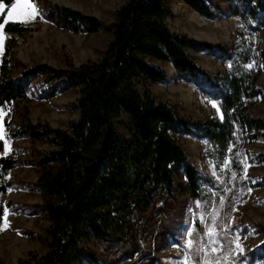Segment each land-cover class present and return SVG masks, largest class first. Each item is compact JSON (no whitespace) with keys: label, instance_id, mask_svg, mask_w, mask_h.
I'll return each instance as SVG.
<instances>
[{"label":"trees","instance_id":"1","mask_svg":"<svg viewBox=\"0 0 264 264\" xmlns=\"http://www.w3.org/2000/svg\"><path fill=\"white\" fill-rule=\"evenodd\" d=\"M32 1L40 4L43 19L54 27L76 35L104 31L110 40L96 61L80 66L68 62L65 69L26 68L15 60L14 49L17 38L32 29L11 23L3 28L7 39L0 62V116L11 107L19 112L21 122L8 138L27 140L30 148L25 151L28 159L0 155V223L12 208L7 194L13 183L8 177L22 167L37 172L32 187L42 202L32 210L48 222L42 240L47 252L17 264H119L122 257L131 264H155L148 240L137 244L131 237L135 226L142 231V215L153 208L167 217L179 197L202 202L208 190L216 189L212 179L200 177L172 136L195 133L215 160L227 159L236 175L234 186L245 190L243 147L258 139L264 143V121L250 114L264 102V90L258 86L264 73V0H234L230 16L243 26L245 36L232 48L173 33L167 24L172 17L169 0H125L109 25L48 0ZM179 1L205 19L217 11L211 0ZM188 51H205L228 68L222 75H211ZM151 61L170 64L179 80L217 104L221 118L191 122L157 101L150 87L167 77ZM68 91L77 94L69 108L78 117L66 129L29 122L30 99L49 100ZM122 116L127 118L128 138L114 127ZM258 160L264 164V156ZM257 187L264 188V178ZM94 245L111 252L104 263Z\"/></svg>","mask_w":264,"mask_h":264},{"label":"rangeland","instance_id":"2","mask_svg":"<svg viewBox=\"0 0 264 264\" xmlns=\"http://www.w3.org/2000/svg\"><path fill=\"white\" fill-rule=\"evenodd\" d=\"M48 1L93 16L102 25L111 24L115 19V12L125 3V0ZM211 1L217 11H214L213 18L205 19L179 0H169L168 7L172 17L167 21L168 27L173 33L185 34L199 42L232 48L241 36H245L243 26L230 16L234 0ZM2 2L5 10L0 13V17L7 18V10L16 0H11L9 4L5 0ZM32 3L41 12L40 4L35 1ZM0 20V29L9 23L32 29L25 37L17 38L14 49L15 60L26 68L47 65L53 69H65L68 62L80 66L88 61H96L104 53L110 40L109 34L104 31L94 35H76L56 28L43 19L42 12L34 19L23 22L22 17L16 20ZM260 39V49L264 51V31L261 32ZM188 54L211 75H222L228 68L226 63L216 60L205 51H188ZM151 64L167 77L166 82L150 87V92L157 101L168 104L178 116L191 122L221 118L217 104L202 97L194 86L179 80L170 64L155 61H151ZM36 84L41 87L40 80ZM258 86L264 90V73ZM76 98L75 91H68L49 100L30 99L26 104L27 119L32 124L42 122L52 128L66 129L67 124L78 117L77 111L69 108ZM250 114L264 121V102L251 108ZM18 116L19 112L12 107L1 112L0 129L3 130L4 138L0 139V155L28 159L25 151L30 148V142L8 138L9 131H14L21 122ZM5 122L9 123V127L4 126ZM127 125V118L124 116L114 123L116 131L124 138L129 137ZM172 138L183 147L189 163L197 169L200 177L212 179L216 189L208 190V197L202 202L179 197L173 213L167 217L149 208L142 215L145 222L142 231L135 226L131 233L132 240L137 244L144 238L148 240L155 264H185L186 261L187 264H193L194 260L204 264L205 247L209 249L207 260L210 264L217 261L230 264H264V188L257 187L264 178V164L258 160L260 156H264V143L258 139L243 147L245 156L242 181L246 184L245 190H242L234 186L236 175L230 172L227 159L223 162L215 160L206 142L198 139L195 133L193 136L177 135ZM6 145L8 151H5ZM8 178L13 183L7 194L12 208L7 211L6 219L3 218L0 223V264H17L29 255L41 257L47 252L42 240L45 238L48 222L32 210L33 205L42 202L41 194L32 187L38 178L36 170L22 167L13 171ZM208 227L219 230L220 238L225 241L222 251H210ZM188 229L192 230L194 243L191 247L188 242ZM235 242L242 247L236 249ZM216 246L221 247L219 244ZM93 249L103 263L102 259L111 254L103 245H94ZM131 261L128 257H122L119 264H131Z\"/></svg>","mask_w":264,"mask_h":264},{"label":"snow or ice","instance_id":"3","mask_svg":"<svg viewBox=\"0 0 264 264\" xmlns=\"http://www.w3.org/2000/svg\"><path fill=\"white\" fill-rule=\"evenodd\" d=\"M5 10V4L2 2V0H0V13H2ZM41 15V12L38 10V8L35 6L34 3H32V0H16L15 3L11 4V7L7 10V18H3L0 17V19H6V20H16V19H20L21 17L23 18V21H27L30 19H34L36 16ZM0 27H2V25H0ZM248 68H251L252 65L249 64L247 66ZM213 106L215 107L216 105L213 104ZM3 130L0 129V139H3ZM8 147L7 145L5 146V151H8ZM246 172V169H245ZM8 215V212L5 211L4 212V218L6 219ZM188 242H189V246L191 247L193 245V240H192V230L188 229ZM207 235L209 238V241L211 243V248L210 251L212 253H216L218 251H222L223 250V245L225 243V241L220 238L219 236V230L218 229H214V227H208L207 229ZM217 244L221 245L220 248H217ZM242 246L238 243L235 242V248L236 249H240ZM204 253H205V261L204 264H210V261L207 260V254L209 252L208 247H205L203 249ZM185 264H187V261L185 262ZM193 264H199L198 261H193ZM216 264H220L219 261L216 262ZM233 264H238V262H233ZM259 264V262H258Z\"/></svg>","mask_w":264,"mask_h":264},{"label":"crops","instance_id":"4","mask_svg":"<svg viewBox=\"0 0 264 264\" xmlns=\"http://www.w3.org/2000/svg\"><path fill=\"white\" fill-rule=\"evenodd\" d=\"M7 35L4 33L3 28L0 29V62L4 54V46L6 43Z\"/></svg>","mask_w":264,"mask_h":264}]
</instances>
